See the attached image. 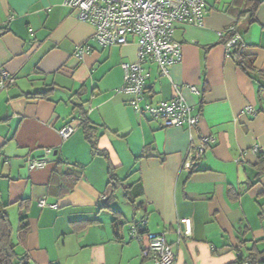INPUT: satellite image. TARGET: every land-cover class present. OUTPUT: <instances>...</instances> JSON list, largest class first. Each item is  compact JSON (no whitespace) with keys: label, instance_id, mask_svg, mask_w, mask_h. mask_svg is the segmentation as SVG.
<instances>
[{"label":"crops","instance_id":"0c3cea01","mask_svg":"<svg viewBox=\"0 0 264 264\" xmlns=\"http://www.w3.org/2000/svg\"><path fill=\"white\" fill-rule=\"evenodd\" d=\"M248 2L207 0L204 26L178 23L182 59L171 78L156 62L143 63L148 86L139 105L170 100L177 87L201 113L190 128L138 111L136 95L121 90L122 63L138 59L136 38L100 45L94 25L65 0H0V68L13 77L0 89V200L28 264H156L143 253L145 239L132 236L143 220L148 232L165 235L174 264H226L255 241L264 244V1L253 19L244 13ZM232 27L251 73L227 48ZM84 114L106 156L86 139ZM68 123L75 130L63 139L59 130ZM206 136L205 154L185 169ZM45 148L64 163L30 169V157ZM111 166L123 181L117 188L109 183ZM62 182L69 185L63 193ZM43 198L57 206H41ZM183 218L191 220L189 237L178 234Z\"/></svg>","mask_w":264,"mask_h":264},{"label":"built area","instance_id":"2783aa9c","mask_svg":"<svg viewBox=\"0 0 264 264\" xmlns=\"http://www.w3.org/2000/svg\"><path fill=\"white\" fill-rule=\"evenodd\" d=\"M72 8L78 9L79 18L90 22L95 27L93 39L100 45H123L129 42L131 35L137 40V61L124 62L125 82L121 87L124 92L133 93L136 98L131 104L140 112L146 111L154 117L162 118L166 126L188 125L190 128L197 126L201 113H194L192 106L177 87L175 96L170 100H162L156 105H139L147 91L146 73L143 63L154 61L161 73L171 78L170 67L182 59V44L175 40L174 30L178 23H187L204 26L205 16L208 11L207 0H65ZM233 36L226 42L229 51L239 46L241 50L244 42L240 34L232 27ZM87 44L77 50L81 57L87 49ZM13 77L7 70L0 68V89H3L8 80ZM195 90V87H191ZM248 110H252L249 106ZM75 130L72 123L62 127L59 132L63 139L69 138ZM192 140V137H191ZM211 138L203 137L202 142L190 150L183 167L191 170L205 154ZM258 148L255 147L256 151ZM54 148H45L39 157H30V169L40 168L53 161ZM41 206L56 207L55 203H48L41 199ZM143 223H146L143 220ZM185 225L184 230H178L181 237L190 236L192 233L191 220L181 219ZM132 236L145 239L147 242L145 255H152L156 264H173L175 253L167 242L163 233L147 232L140 234L137 226L132 225Z\"/></svg>","mask_w":264,"mask_h":264},{"label":"trees","instance_id":"16d2710c","mask_svg":"<svg viewBox=\"0 0 264 264\" xmlns=\"http://www.w3.org/2000/svg\"><path fill=\"white\" fill-rule=\"evenodd\" d=\"M263 1L264 0H249V2L247 4V10L244 13L251 15L252 19H253L255 17V13H256L258 6ZM232 36H233V33L229 36V39ZM233 57H234L235 61L237 62L238 66H240L246 72L251 73V71L253 69L252 62L249 59L245 58V56L243 55V53L239 49V46L234 47ZM80 106H82V105H80ZM80 124L84 130L86 139L90 142V144L93 148V151L97 154H102V155L106 156L107 154L104 150H99L97 148L96 126L91 124L89 118L86 117V114H84V117L81 119ZM53 162L56 163L57 167H60V165L62 163H64V160L62 158H57V159L53 160ZM258 163H259L258 164L259 169L261 171H264V160H263L262 155L259 156V162ZM59 169H61V168H59ZM109 177H110L109 183L111 184V186L113 188H117L118 186L123 184L122 179H120L117 176L115 169L112 166H111L110 171H109ZM68 187H69L68 184H66L65 182H62L60 184L59 190L61 193H63L66 190L67 191L69 190ZM127 193L129 195V198L131 199L132 191L127 190ZM7 206H8V204H5L4 202H2L0 200V264H28L29 262L27 260V254L26 253L19 254L16 250L18 243L13 238V225H12L11 218L9 216ZM25 220H26V217L21 218V222L23 223L21 230H20V236H19V240L21 242H23L25 240V238L27 236V232H28V224L26 223ZM118 220L119 219L117 217L113 221V225L115 227V231L117 234L119 233L118 231H119V227H120ZM135 225L137 226L138 232L140 234L143 235V234H146L148 232V230L146 228V223H143V221H141L140 223L137 222ZM140 240H142V239H140ZM260 241H262V240H260ZM146 244H147V242H146ZM146 246L144 247V250L146 249ZM144 250H143V253H144ZM145 256L148 257L150 255H145ZM226 264H264V245H260V244H258V241H255L254 243H252L251 246L246 247L241 253H239L237 255L236 260L229 262V263H226Z\"/></svg>","mask_w":264,"mask_h":264},{"label":"rangeland","instance_id":"374dc122","mask_svg":"<svg viewBox=\"0 0 264 264\" xmlns=\"http://www.w3.org/2000/svg\"><path fill=\"white\" fill-rule=\"evenodd\" d=\"M133 39L134 37H133V35H131V37H130V39ZM14 240L16 241V237L14 236ZM264 242V241H263ZM262 245H264V244H262Z\"/></svg>","mask_w":264,"mask_h":264}]
</instances>
